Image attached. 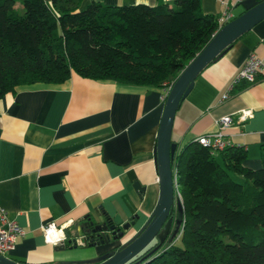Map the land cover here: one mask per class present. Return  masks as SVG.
<instances>
[{
    "label": "crops",
    "instance_id": "1",
    "mask_svg": "<svg viewBox=\"0 0 264 264\" xmlns=\"http://www.w3.org/2000/svg\"><path fill=\"white\" fill-rule=\"evenodd\" d=\"M92 1L174 3L84 0L81 8ZM201 8L217 15L222 11L218 0H201ZM251 53L264 59V20L196 78L175 119L172 137L178 151L199 135L217 132V121L232 115L234 123L225 129V136L232 145L248 149L245 166H262L264 69L255 82H239L231 96L222 99ZM164 96L163 87L72 73L60 84L18 85L0 99V225L3 209L26 231L7 257L21 264H81L78 261L119 243L75 248L88 220L98 222L102 215L109 219L119 215L124 221L135 218L131 235L146 223L160 195L154 149ZM246 109L252 110V117L239 122V113ZM51 220L67 223L69 246L45 241L42 226Z\"/></svg>",
    "mask_w": 264,
    "mask_h": 264
},
{
    "label": "trees",
    "instance_id": "2",
    "mask_svg": "<svg viewBox=\"0 0 264 264\" xmlns=\"http://www.w3.org/2000/svg\"><path fill=\"white\" fill-rule=\"evenodd\" d=\"M83 1L0 0V99L18 85L60 84L72 73L163 87L219 27L218 15L204 13L201 0L92 1L81 8ZM260 154L262 166L253 169L244 164L245 145L212 151L196 138L185 143L175 159L181 245L152 246L129 264H264V144Z\"/></svg>",
    "mask_w": 264,
    "mask_h": 264
},
{
    "label": "water",
    "instance_id": "3",
    "mask_svg": "<svg viewBox=\"0 0 264 264\" xmlns=\"http://www.w3.org/2000/svg\"><path fill=\"white\" fill-rule=\"evenodd\" d=\"M241 5L244 11L216 32L212 40L179 74L167 95L154 149L160 195L149 219L133 235L129 233L136 224L135 218L124 221L119 215L110 219L102 215L98 222L88 220L80 235H86L90 242L94 240L93 244L89 243L90 247L119 243L113 249L90 259L80 260L79 263L129 264L148 248L156 246L154 250H157L176 240L184 226V207L181 199L175 194L174 164L178 143L173 140L172 135L176 115L182 102L192 91L198 75L221 57L240 37L264 20V0H243ZM135 186L139 188L140 185L136 183ZM175 211L178 217L173 230ZM123 239L125 241H121ZM0 264L21 263L0 253Z\"/></svg>",
    "mask_w": 264,
    "mask_h": 264
},
{
    "label": "built area",
    "instance_id": "4",
    "mask_svg": "<svg viewBox=\"0 0 264 264\" xmlns=\"http://www.w3.org/2000/svg\"><path fill=\"white\" fill-rule=\"evenodd\" d=\"M242 0H218L222 7L221 13L218 15V30H220L226 23L231 21L234 17V8L236 5L241 3ZM217 30V31H218ZM264 69V59L257 56L255 53H251L246 59L245 63L241 67L237 77L231 83L228 91L223 95L222 99L225 100L231 96L237 84L241 81L253 83L257 80L258 76L261 75ZM173 83H165L163 86L165 91L164 99L167 98ZM253 113L251 109L243 110L239 113L238 121L243 122L250 117ZM234 123L232 115H227L220 118L217 121L219 130L214 133H204L199 135L196 140L199 141L203 146L209 147L212 151L223 150L231 144L229 138L225 136V129L230 127ZM174 179H175V190L179 186L178 184V172L176 164H174ZM67 223L58 224L56 220H51L42 226V233L47 243L54 245H65L67 241L66 235ZM26 234L25 229L19 225L16 221L8 219L7 213L2 209L1 225H0V253L5 255L14 249L15 244L20 236ZM181 234V232H180ZM90 240L86 235H81L75 239V245L77 246H88Z\"/></svg>",
    "mask_w": 264,
    "mask_h": 264
},
{
    "label": "rangeland",
    "instance_id": "5",
    "mask_svg": "<svg viewBox=\"0 0 264 264\" xmlns=\"http://www.w3.org/2000/svg\"><path fill=\"white\" fill-rule=\"evenodd\" d=\"M243 10V7L242 6H238L237 8H234V14H235V16H238L239 14H240V12ZM232 175H233V177L236 179V180H238V181H240V182H243L244 181V179H243V177H241L240 178V176L239 175H237V174H235V173H233L232 172ZM175 194H176V196L179 198V199H181V201H182V197H181V193L179 192V186H178V188H177V191L175 190ZM183 204V203H182ZM180 232H182V228H181V231ZM180 232H179V234H178V236H177V238H176V240H175V242H174V244H176V245H181V240H180ZM129 235H131V233H129ZM124 239H126V238H124ZM123 239V240H124ZM123 240H121V241H123ZM166 245V244H165ZM82 247H86V246H78V248H82ZM87 247H89V246H87Z\"/></svg>",
    "mask_w": 264,
    "mask_h": 264
},
{
    "label": "flooded vegetation",
    "instance_id": "6",
    "mask_svg": "<svg viewBox=\"0 0 264 264\" xmlns=\"http://www.w3.org/2000/svg\"><path fill=\"white\" fill-rule=\"evenodd\" d=\"M177 217H178V214L177 212L175 211V217H174V221H173V230L175 229V226H176V220H177Z\"/></svg>",
    "mask_w": 264,
    "mask_h": 264
}]
</instances>
